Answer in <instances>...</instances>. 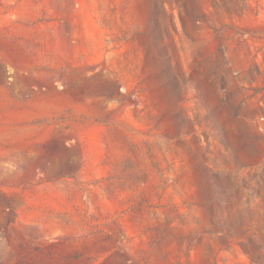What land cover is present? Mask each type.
<instances>
[{"label": "rangeland", "instance_id": "rangeland-1", "mask_svg": "<svg viewBox=\"0 0 264 264\" xmlns=\"http://www.w3.org/2000/svg\"><path fill=\"white\" fill-rule=\"evenodd\" d=\"M0 264H264V0H0Z\"/></svg>", "mask_w": 264, "mask_h": 264}]
</instances>
